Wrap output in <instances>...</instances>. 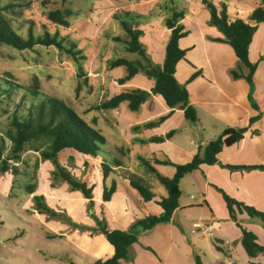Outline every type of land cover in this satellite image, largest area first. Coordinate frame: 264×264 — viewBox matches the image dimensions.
Returning a JSON list of instances; mask_svg holds the SVG:
<instances>
[{
  "label": "rangeland",
  "instance_id": "1",
  "mask_svg": "<svg viewBox=\"0 0 264 264\" xmlns=\"http://www.w3.org/2000/svg\"><path fill=\"white\" fill-rule=\"evenodd\" d=\"M26 1L30 4L23 9L22 16H13L15 26L24 34L29 27L35 35L59 31L76 45L83 59L77 62L54 47L38 46L31 51H18L0 44V78L8 77L28 86L37 78L43 94L62 99L105 135L113 154L106 158L93 157L66 150L56 159H43L40 151L28 148L20 154L19 160H15L8 148L0 159V167L8 168L6 172H0V264H92L99 248L110 246L103 228H124L133 232L136 223L146 217V210L150 215L163 214L156 203L167 196V191L148 165L172 178L175 167L162 162L185 164L191 160V151L202 141L206 143L220 135L216 129H203L207 123L202 112L201 123L188 121L180 113L169 115L170 108L164 100L152 93L154 78L140 71L121 82L128 76V70L126 66L113 67L112 62L122 58L140 63L144 70L161 67L170 38L166 21L177 8L185 11L181 24L188 31V36L180 42L181 47L186 49L196 45L192 56L190 54L177 67L180 83L184 84L193 71L188 66L195 58L214 60L221 57L229 65L239 64L245 72L248 68L242 65L232 49L218 52L216 45L201 42L202 38L223 37L219 30L209 25L210 12L202 0ZM226 3L231 17L246 18L260 0H228ZM57 9L71 11L70 27H58L47 20V12ZM122 21L142 31L139 41L145 57L127 50ZM249 55L253 63L264 60V22L257 27ZM256 83L261 94L257 100L263 106L262 66ZM134 89L151 93L139 110L132 111L127 102L115 109L104 106L112 97ZM18 98L0 106V135L10 127L16 110L27 113L17 108ZM163 116L167 118L162 121ZM150 122L154 126H147ZM119 154L124 157L122 166H113L115 171L104 178L102 164L113 162L115 158L120 160ZM60 170L86 183L91 190L90 198L64 181L59 175ZM131 178L150 185L155 194L153 202L145 201L132 187ZM113 182L117 185L116 192L107 201L104 190ZM30 185L34 186L33 192H29ZM36 196L48 211L38 210ZM253 220L262 225L260 219ZM216 254L220 256V253ZM233 257L236 264H249L236 253ZM203 261L210 264L216 258L206 251Z\"/></svg>",
  "mask_w": 264,
  "mask_h": 264
},
{
  "label": "trees",
  "instance_id": "2",
  "mask_svg": "<svg viewBox=\"0 0 264 264\" xmlns=\"http://www.w3.org/2000/svg\"><path fill=\"white\" fill-rule=\"evenodd\" d=\"M20 1L23 2L19 3ZM63 1L67 2L69 0ZM227 1L202 0V3L208 7L210 12L209 25L215 27L223 34V37L217 40L229 44L238 60L248 68L249 72L245 77L252 87L257 67L250 60L249 49L258 25L264 22V0H260L258 6L246 18L231 17ZM29 4L30 2L26 0H9L8 3L0 0V44L18 51H31L38 46L54 47L60 52L71 56L77 62L83 59V55L76 45L61 36L59 31L54 34L45 31L42 35H35L29 27L26 34H24L21 29L15 26L14 22H16V19L14 17L22 16L23 9L29 7ZM71 14L69 9H57L48 11L46 15L47 20L52 24L68 28L70 27L69 17ZM184 15V10L178 11L177 8H174L173 14L166 21V26L170 30V38L161 67L144 70L140 63L135 64L122 58L115 60L111 65L113 67L126 66L128 76L121 79V82L132 78L140 71H144L149 77L155 79L152 93L159 95L171 109L169 115L176 109H180L183 110L186 120L196 121L197 112L190 102L189 91L176 78L177 65L186 57L188 51L180 45L181 40L188 36V31L181 24ZM121 24L127 36L125 42L127 50L145 57V50L139 41L142 31L132 28L126 21H122ZM115 39L120 40L119 38ZM7 76L12 77L11 74H7ZM150 95L151 93L145 90L134 89L112 97L104 106L115 109L122 103L127 102L132 111H137ZM15 97H19L17 108L23 109L27 113L21 114L19 110H16L10 122V127L4 135H0V159L3 158L8 148H11L10 152L15 160H19L20 154L28 148L40 151L43 159H56L66 150L93 157L103 156L106 158L113 154L107 137L90 125L65 101L43 94L39 90L37 78H34V82L29 86L19 84L8 77L0 78V106L5 104L7 100L10 102L15 101ZM253 107L256 108L254 103ZM166 118L167 116H163L160 120L163 121ZM255 119L256 117L253 118V121ZM147 126H154V123L150 122ZM246 132L247 128H227L218 138L211 140L201 148L200 152L194 155L189 162L185 164H173L170 161L162 162L175 167V174L172 178L161 175L153 166L148 165L150 171L155 174L157 180L167 191V196L158 201V205L163 209V214L160 216L149 215L139 220L134 226L133 232L103 228L102 231L107 241L114 247L115 252L111 258L99 259L93 264H121L122 260H134L131 247L138 241L139 233L148 232L158 224L171 221L173 213L179 207L181 196L180 181L183 177L199 169L203 164H217V155L223 148L229 147L243 139ZM156 140H160V138ZM119 158L120 160L115 158L113 162L102 164L101 170L104 178H107L117 167L122 166L124 157L119 154ZM113 166L116 168H113ZM226 167L239 170L260 169L264 171V165H227ZM7 170L8 168L5 165L0 167V172H6ZM59 175L73 189L82 191L87 198H90L91 190L86 183L75 180L64 170H60ZM130 182L145 201L154 199L155 194L152 192L150 185L140 183L134 178H131ZM33 188L34 186L30 185L28 187L29 192H33ZM116 188V182H113L110 188L104 190V199L109 201L116 192ZM221 192L230 218L242 230V246L247 255L250 258L264 256V246L258 243L254 233L240 225L237 218L238 213H246L250 218L260 219L264 226V212L231 198L223 191ZM35 200L39 211H48V208L39 197L36 196ZM196 264L203 263L197 258ZM215 264L222 263L217 262Z\"/></svg>",
  "mask_w": 264,
  "mask_h": 264
},
{
  "label": "crops",
  "instance_id": "3",
  "mask_svg": "<svg viewBox=\"0 0 264 264\" xmlns=\"http://www.w3.org/2000/svg\"><path fill=\"white\" fill-rule=\"evenodd\" d=\"M218 38L221 37L209 40L202 38L201 42L216 45L218 52L232 49L229 44L218 41ZM186 49V57L178 65L190 54L192 56L196 45ZM189 63L188 67L193 71L184 80V84L179 83L188 89L190 102L196 109L200 123V113L205 115L207 125L204 124L203 129H216L220 135L227 128H247V132L243 139L223 148L217 155V164H203L183 177L180 181L179 207L173 213L171 221L158 224L148 232L139 233L138 241L131 247L134 260H122L121 264H196L197 258L206 264L203 261L206 251L216 258L210 264H236L234 253L249 264H264V256L250 258L247 255L242 246V230L230 218L221 192L264 212V171L226 167L264 165V105L258 103L257 96L260 97L261 94L256 83L260 67H264V60L254 63L257 68L252 87L245 77L249 70L243 71L239 64L229 65L221 57L214 60L195 58ZM174 113L183 115V110L176 109ZM254 117L256 119L253 121ZM211 140L213 139L206 143L202 141L197 149L191 151V158L200 152L202 145L205 146ZM149 215L146 210V216ZM237 218L240 225L256 234L258 243L264 246V226L256 223L246 213H238ZM210 226H213L211 234L205 232ZM109 245L99 248L96 261L114 255V247L110 243ZM213 251L220 253V256ZM259 258L261 260H256Z\"/></svg>",
  "mask_w": 264,
  "mask_h": 264
},
{
  "label": "built area",
  "instance_id": "4",
  "mask_svg": "<svg viewBox=\"0 0 264 264\" xmlns=\"http://www.w3.org/2000/svg\"><path fill=\"white\" fill-rule=\"evenodd\" d=\"M212 230H213V226H210V227H208V228L205 230V232L211 234V231H212Z\"/></svg>",
  "mask_w": 264,
  "mask_h": 264
}]
</instances>
